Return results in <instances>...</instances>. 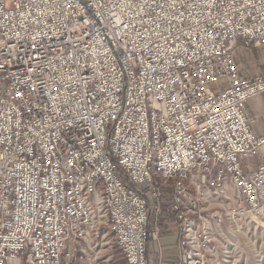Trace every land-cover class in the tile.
Wrapping results in <instances>:
<instances>
[{
	"label": "built area",
	"instance_id": "2783aa9c",
	"mask_svg": "<svg viewBox=\"0 0 264 264\" xmlns=\"http://www.w3.org/2000/svg\"><path fill=\"white\" fill-rule=\"evenodd\" d=\"M239 41L264 62V0H0V264H148L168 229L213 264L264 219Z\"/></svg>",
	"mask_w": 264,
	"mask_h": 264
},
{
	"label": "crops",
	"instance_id": "0c3cea01",
	"mask_svg": "<svg viewBox=\"0 0 264 264\" xmlns=\"http://www.w3.org/2000/svg\"><path fill=\"white\" fill-rule=\"evenodd\" d=\"M235 60L243 76H257L264 73L262 52L254 47H246L240 41L234 47ZM248 117L252 120V129L257 136L264 135V92L250 98L245 104ZM256 166L264 160V144L253 158ZM170 188L167 189V191ZM166 191V192H167ZM172 213L164 212L159 218L161 226L169 225ZM148 264H184L180 255L179 231L168 229L161 232L157 240H150L147 251ZM65 261L62 260V263ZM111 264H124L123 257L117 247L113 250Z\"/></svg>",
	"mask_w": 264,
	"mask_h": 264
},
{
	"label": "rangeland",
	"instance_id": "374dc122",
	"mask_svg": "<svg viewBox=\"0 0 264 264\" xmlns=\"http://www.w3.org/2000/svg\"><path fill=\"white\" fill-rule=\"evenodd\" d=\"M250 162L255 165L254 159ZM228 194V200L224 196L219 197L213 210L238 205L235 195H230L231 191ZM237 223L235 225L239 229L232 228L224 221L223 232L219 229L215 232L217 240L213 264H264V219L250 216L239 219Z\"/></svg>",
	"mask_w": 264,
	"mask_h": 264
},
{
	"label": "bare ground",
	"instance_id": "6f19581e",
	"mask_svg": "<svg viewBox=\"0 0 264 264\" xmlns=\"http://www.w3.org/2000/svg\"><path fill=\"white\" fill-rule=\"evenodd\" d=\"M205 197H207V199H208L209 201H211V198H213V197H209V194H205ZM250 216H252V215H248V217H250ZM252 217H254V216H252ZM235 224H236V223L233 222V223L231 224V225H232L231 227H232V228H236V229L238 228V229H239V227H238L237 225H235ZM235 232H236V230H235ZM237 232H238V231H237ZM239 232H240V231H239ZM216 259H217V257H216Z\"/></svg>",
	"mask_w": 264,
	"mask_h": 264
}]
</instances>
